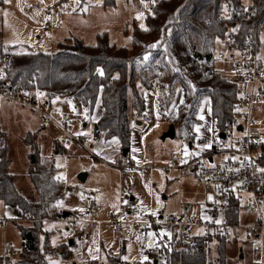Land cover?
Returning a JSON list of instances; mask_svg holds the SVG:
<instances>
[{"label": "rangeland", "instance_id": "1", "mask_svg": "<svg viewBox=\"0 0 264 264\" xmlns=\"http://www.w3.org/2000/svg\"><path fill=\"white\" fill-rule=\"evenodd\" d=\"M158 1L116 0L114 5H106L105 0H3L0 2V42L6 46L5 49L18 52H55L57 43L67 38L94 45L100 34L107 33L112 44L131 49L135 26L147 27V15ZM252 1L242 0L247 8ZM225 12L226 15L231 14L227 7ZM259 58L264 63V29L260 35ZM216 67L222 75L238 82L237 78L232 77L234 70L225 62L217 60ZM168 82L171 84L170 78ZM137 85L141 93L146 92L139 82ZM171 87L172 90H167L165 97L172 93L173 98L164 109L160 107L164 94L154 99L153 88L150 89L149 105L141 118L132 111L130 100L132 135L127 157L123 155L125 147L117 138L107 139L102 132L97 134L95 120L100 113L97 111L90 116L75 98L58 95L50 98L55 120L47 123H42L35 112L26 107L27 110L17 114L16 111H19L15 104L0 101V128L6 134L11 158L10 172L15 176L17 186L26 197L39 199L29 174L34 156L37 163L45 162L53 166L55 177L64 183V197L57 202V208L70 212L71 217H88V208L94 206L99 211V217L107 219L109 213L118 211L121 200L126 203L131 197L134 198L137 218L181 213L186 204L193 212L201 207L207 208L204 183L188 167L172 165L173 160L177 165L189 161L207 148L204 147L206 144L215 143L219 129L212 126L210 102L204 99L198 113L199 122L193 128L194 147H188L187 142L183 141L184 137L179 134L175 139L163 140L162 134L174 123L183 102V87L179 83L171 84ZM258 87H262L263 91L255 103L252 116L264 133V82ZM65 115L71 118L76 134L91 140L89 149L66 142V134L56 124ZM27 140L36 143V147L27 144ZM140 164H144V167H139ZM82 174L86 175L85 180L80 178ZM18 213L16 206H8L0 201V217L15 218ZM63 219H45L44 229L49 232L50 246L46 245L43 250L48 264H95L100 254L105 264H156V259L159 260L157 264H169V259L173 257L172 249H160L156 257L148 253L150 248L160 247V241L167 238L168 241L172 240L171 226L158 227L154 232L149 230L142 236H136L127 228L118 233L112 224L94 223L90 227L89 238L85 239L79 223H69ZM19 224L31 225L32 222L12 220L5 225L0 223V257L5 242L14 249L8 264H15L21 259L23 240ZM240 233V238L228 244L232 251L235 250L237 259L225 260L224 264H258L261 255L256 250L260 247V241ZM44 241L42 236L41 243ZM223 245L216 247L215 244L206 243L204 263H196L191 260L195 257L191 256L190 262L179 258V264H223L215 259L218 251L220 257L223 255ZM242 254L244 257H241Z\"/></svg>", "mask_w": 264, "mask_h": 264}, {"label": "trees", "instance_id": "2", "mask_svg": "<svg viewBox=\"0 0 264 264\" xmlns=\"http://www.w3.org/2000/svg\"><path fill=\"white\" fill-rule=\"evenodd\" d=\"M115 1L105 0V4L114 5ZM226 7L230 15H226ZM249 8L257 15L246 16L242 0H159L147 15V27L135 26L131 49L112 44L107 33H103L94 45L67 38L57 43L55 52H18L5 49L0 42V58L5 54L12 58L13 69L7 74L11 83L32 86L33 76L37 74L40 87L50 98L56 95L75 98L90 116L98 111L97 134L102 132L107 139L117 138L122 147L128 148L132 135L130 100L132 111L143 117L157 75L156 65L160 64L163 79L168 82L170 78L171 84L179 83L184 89L174 123L177 134L190 147V144L194 146L193 128L199 122L204 99H209L211 123L219 129L217 137L228 132L236 121L239 84L217 70L216 50L232 26L237 25L236 41L241 46L257 21L264 25V0H253ZM137 82L145 93L140 92ZM171 84L168 82V91L172 90ZM165 94L160 101L162 109L173 98L172 93L168 97ZM26 143L36 147L34 142ZM259 156L264 162V142ZM10 164L6 134L0 129V201L16 206L20 213L33 219L31 225L19 224L23 244L21 259L15 264H48L43 248L50 246L49 232L44 229L42 219L63 217L64 211L58 210L57 202L64 197L65 185L55 177L53 166L32 163L29 174L39 199H30L17 186ZM233 207L229 220L238 222L239 210L234 204ZM160 242L161 249L174 250L169 264H179V251L166 245L165 240ZM221 244L224 243H218ZM205 246V240L197 239L182 254V260L190 262L194 256L196 260H191L204 263Z\"/></svg>", "mask_w": 264, "mask_h": 264}, {"label": "built area", "instance_id": "3", "mask_svg": "<svg viewBox=\"0 0 264 264\" xmlns=\"http://www.w3.org/2000/svg\"><path fill=\"white\" fill-rule=\"evenodd\" d=\"M245 13L248 17L257 15V12L251 8H246ZM236 26L229 29L216 50L217 60L232 65L237 75L239 95L235 104L236 121L226 132L225 138L217 137V141L199 155L180 165L173 160L172 165L188 167L194 176L204 183L208 202L204 214H208L209 217H203L200 213L185 207L181 213L137 218L131 198V200L127 199L126 203L121 200L118 211L109 213L107 219L100 218L99 211L94 206L88 208V217L79 218L70 215L63 217V220L69 223H79L81 234L85 239L89 238L90 227L94 223L112 224L118 233L127 228L136 236H142L149 230L154 232L158 227L171 226L173 238L171 241L167 238L165 244L169 243L178 250L182 258L185 250L197 239L201 238L206 243L212 240L218 243H230L241 235L240 231H244L247 237L260 241V247L256 252L261 255L258 264H263L264 171L261 170L264 169V162L260 159L259 151L264 142V133L256 125L252 113L263 91V88L258 86L264 82V63L259 58L260 35L264 27L257 21L246 35L243 44L238 46ZM12 69V58L5 54L0 58V98L29 108L38 115L42 123L55 120L51 99L40 87L38 75L33 76L32 86L25 87L13 84L7 78V74ZM163 73V67L157 64V75L152 89L154 99L168 90V82L163 79ZM56 124L66 134L65 140L68 144L89 149L91 140L74 132L68 115H65L61 121H56ZM239 124L242 125V130L238 129ZM193 147L190 144V148ZM105 163L110 166L107 161ZM139 167H144V164H140ZM233 204L237 206L239 214L251 216V221L242 222L240 219L238 222L230 221L229 218L234 210ZM12 220L30 222L33 219L20 212L15 218L0 217V223L4 225ZM160 249L161 246L152 247L148 253L156 257ZM13 252L14 249L5 242L0 264H8V258ZM105 263L100 254L95 264Z\"/></svg>", "mask_w": 264, "mask_h": 264}, {"label": "crops", "instance_id": "4", "mask_svg": "<svg viewBox=\"0 0 264 264\" xmlns=\"http://www.w3.org/2000/svg\"><path fill=\"white\" fill-rule=\"evenodd\" d=\"M247 8V7H246ZM220 62V61H219ZM225 65H227V66H230V68H232V70H234V68H233V66L232 65H229V64H227V63H225ZM232 77H235V78H237V75L234 73L233 75H232ZM0 101H6V102H9L10 104L12 103V104H15L16 105V107L18 108L17 110L19 111V112H17L16 111V113L17 114H19V113H21V112H24V110H27L25 107H23V106H20V105H18V104H16V103H14V102H11V101H7V100H5V99H2V98H0ZM29 109V108H28ZM32 111V110H31ZM36 114V113H35ZM36 116L38 117V115L36 114ZM39 118V117H38ZM84 125H86L85 123H84ZM40 128V127H39ZM1 129V128H0ZM37 130V129H36ZM206 188V187H205ZM207 191V190H206ZM207 193V192H206ZM206 197H207V195H206ZM132 199H134L133 197H131ZM2 202V201H1ZM8 206H10V205H8ZM14 207V206H13ZM185 207H189V209H190V205L189 204H186V206ZM206 208H199L198 209V213H200L203 217H209V215L208 214H204V210H205ZM251 219H252V217L251 216H249V215H246V214H244V213H241L240 214V221H242V222H248V221H251ZM241 232H243V235H244V231H241ZM242 236V233H241V235H239V237L238 238H240ZM237 238V239H238ZM210 243H212V244H215V246L216 247H218V242L217 241H214V240H212V241H210ZM231 243H233V242H230V243H224V245H223V247H224V253H223V255H221V257H220V252L218 251V254H217V257L215 258V259H217L218 260V262L220 261V262H222L223 264L225 263V260H229V261H232L233 259L234 260H236L237 259V254H236V257H235V255H234V251H232L231 249H230V247L228 246V244H231ZM217 249V248H216ZM215 249V250H216ZM214 250V251H215ZM243 250V251H242ZM241 251L244 253V248L242 249ZM241 257H244V254H242L241 255ZM159 262V260L158 259H156L155 260V263L157 264ZM133 263V262H132Z\"/></svg>", "mask_w": 264, "mask_h": 264}, {"label": "water", "instance_id": "5", "mask_svg": "<svg viewBox=\"0 0 264 264\" xmlns=\"http://www.w3.org/2000/svg\"><path fill=\"white\" fill-rule=\"evenodd\" d=\"M238 129L239 130H242V125L241 124H239L238 125ZM176 135H177V129H176V126H175V123H171L169 126H168V129L162 134V136H161V138L163 139V140H166L167 138H170V139H175L176 138ZM226 137V133H221L220 134V138H225ZM128 151H129V148L128 147H125L124 148V150H123V155L126 157L127 156V153H128ZM32 163L34 164V163H36V158L33 156V159H32ZM80 178L82 179V180H85V178H86V175L84 174H82L81 176H80ZM70 215V212H64L63 213V217H67V216H69ZM72 242V241H71Z\"/></svg>", "mask_w": 264, "mask_h": 264}, {"label": "snow or ice", "instance_id": "6", "mask_svg": "<svg viewBox=\"0 0 264 264\" xmlns=\"http://www.w3.org/2000/svg\"><path fill=\"white\" fill-rule=\"evenodd\" d=\"M6 2H7V0H6ZM77 2H79V0H77ZM152 47H156V45H152ZM145 59H147V57H145ZM201 119H203V117H201ZM197 131H199V129H197ZM204 147L210 148L211 145L210 144H206ZM261 171H264V169H262ZM81 211H83V209H81ZM153 214H155V213H153ZM217 223H219V221H217ZM125 259H127V257H125ZM145 259H147V257H145Z\"/></svg>", "mask_w": 264, "mask_h": 264}]
</instances>
